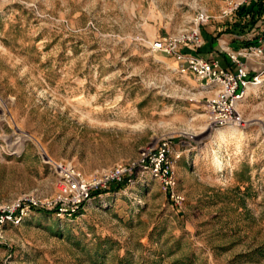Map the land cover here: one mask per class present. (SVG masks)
<instances>
[{
	"label": "rangeland",
	"instance_id": "374dc122",
	"mask_svg": "<svg viewBox=\"0 0 264 264\" xmlns=\"http://www.w3.org/2000/svg\"><path fill=\"white\" fill-rule=\"evenodd\" d=\"M223 1L0 0V216L52 200L64 167L131 169L71 215L6 220L0 264H264V67L241 125L220 127L213 93L144 42L201 9L207 51L257 36ZM165 142L172 188L141 163Z\"/></svg>",
	"mask_w": 264,
	"mask_h": 264
},
{
	"label": "built area",
	"instance_id": "2783aa9c",
	"mask_svg": "<svg viewBox=\"0 0 264 264\" xmlns=\"http://www.w3.org/2000/svg\"><path fill=\"white\" fill-rule=\"evenodd\" d=\"M252 0H224L220 8V19H238L241 8L247 7ZM264 3V0H263ZM211 16L205 10H199L190 23L175 34L160 37L154 41L144 40L152 53L173 58L181 66L182 72L193 75L202 88L211 91L213 97L208 101V115L211 121L220 127L240 126L241 116L237 107L244 100L251 87L261 84L260 69L264 67V25L259 27L254 41L235 49L222 50L227 66L223 67L217 57H203L199 52L205 46L202 27L210 22ZM243 23L250 20L245 13L239 18ZM169 143L160 144L154 154L143 152L141 163H147L153 175L162 180L167 188L175 185L168 161ZM131 169L118 164L104 178L96 175L84 177L72 166L61 169L58 191L49 201L24 200L18 202L14 211L0 216L1 225L6 220L20 224L22 216L30 210H50L61 214H73L97 191L111 185L123 184Z\"/></svg>",
	"mask_w": 264,
	"mask_h": 264
},
{
	"label": "trees",
	"instance_id": "16d2710c",
	"mask_svg": "<svg viewBox=\"0 0 264 264\" xmlns=\"http://www.w3.org/2000/svg\"><path fill=\"white\" fill-rule=\"evenodd\" d=\"M245 13L250 14V20L247 22L249 24L250 28L246 32L252 31L255 28H259V19L264 16V3L263 0H252L251 4L247 7H243L240 9L238 13V18H241V16ZM264 24V20H263ZM245 32V33H246ZM241 36L244 35V32H241ZM122 186V184L117 185H111L107 188V191H112L113 189H118ZM263 250V249H262ZM262 250H259L260 254H263ZM98 255V253H96ZM121 264H124V260ZM126 264V263H125Z\"/></svg>",
	"mask_w": 264,
	"mask_h": 264
},
{
	"label": "crops",
	"instance_id": "0c3cea01",
	"mask_svg": "<svg viewBox=\"0 0 264 264\" xmlns=\"http://www.w3.org/2000/svg\"><path fill=\"white\" fill-rule=\"evenodd\" d=\"M255 29H253L251 33H253V32L257 33L259 28L258 29L255 28ZM245 35H247V34H245ZM254 35H255V33H254ZM203 36H204V39H206V40H209V38H210V36L207 35L206 33H204ZM242 36H244V35H242ZM242 36L240 38H242ZM253 39L254 38H252V39L244 38L243 40L241 39L240 41L238 40V41H234V42H230V43H228L226 41H222V42H220V44H217V45L213 44L212 45L213 46L212 51L205 50L206 49L205 48L206 47V42H207V41H205V46H204L203 50H201L199 52V55H201L203 57H207V58L208 57H212V56L217 57L221 61L222 66L226 67L227 66V61L224 58V54H223L222 50L227 48V47L228 48H238V47L246 46V45L249 44L250 40L254 41Z\"/></svg>",
	"mask_w": 264,
	"mask_h": 264
}]
</instances>
